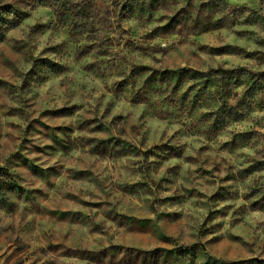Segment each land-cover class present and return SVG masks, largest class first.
<instances>
[{
	"label": "rangeland",
	"instance_id": "374dc122",
	"mask_svg": "<svg viewBox=\"0 0 264 264\" xmlns=\"http://www.w3.org/2000/svg\"><path fill=\"white\" fill-rule=\"evenodd\" d=\"M67 2L0 0V264H264V0Z\"/></svg>",
	"mask_w": 264,
	"mask_h": 264
},
{
	"label": "trees",
	"instance_id": "16d2710c",
	"mask_svg": "<svg viewBox=\"0 0 264 264\" xmlns=\"http://www.w3.org/2000/svg\"><path fill=\"white\" fill-rule=\"evenodd\" d=\"M40 6L51 7L57 6L63 10H67V0H35ZM12 17L11 19L9 18ZM22 22L21 14L17 12L12 6L4 5L0 6V43L4 42L8 30L15 29L20 26ZM232 73V72H224ZM17 187L16 178L11 172L0 167V193L5 191L13 192Z\"/></svg>",
	"mask_w": 264,
	"mask_h": 264
}]
</instances>
